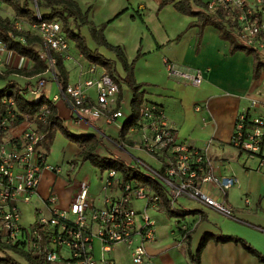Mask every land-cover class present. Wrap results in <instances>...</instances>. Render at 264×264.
<instances>
[{"label": "crops", "instance_id": "1", "mask_svg": "<svg viewBox=\"0 0 264 264\" xmlns=\"http://www.w3.org/2000/svg\"><path fill=\"white\" fill-rule=\"evenodd\" d=\"M74 1L83 12H88L90 22L97 26L105 25L104 34L108 42L122 47L127 62L133 63L135 80L144 84L142 107L158 105L163 108L168 124L177 130L180 139L206 149L212 160L210 169L213 174L235 176L238 181L227 190L211 182L203 187L205 193L232 206L234 218L198 201L190 208L180 202L178 208L184 211L198 210L195 214L180 217H169L163 203L153 206L151 209L157 212L153 217L156 220L157 238L146 244L148 257L145 264H195L190 252L197 251L206 232L240 237L264 254V170L258 158L244 156L245 153L233 148L231 143L235 119L240 111L250 110L252 115H264V71L254 77V56L244 50L231 52V42L221 38L218 28L206 25L201 30L198 26H190L196 20L195 17L180 13L172 4L160 8L162 0ZM248 1L256 4V0ZM1 6L15 13L10 5L2 2ZM4 12L0 9V16L6 18ZM21 19L23 25L17 21L14 24L32 30L33 24L23 17ZM80 31L84 32L86 39L89 37L88 43L92 50L100 48L90 36V25H81ZM35 35L39 36L38 31ZM20 40L25 41L23 38ZM39 41L32 43L36 50L38 47L42 50ZM2 44L0 42V76L5 78L6 83L0 89L14 82L21 87V93L30 102H38L42 98L53 102L63 125L77 136H95L100 143L105 144L110 153L105 155L107 157L122 161L128 159L130 164L140 159L154 168H160L157 156L141 145L145 136L141 118L128 130L125 138H121L122 129L133 116L134 93L126 83L121 85L118 104L97 118L80 115L70 99L56 98L61 89L60 77L66 84H74L83 82L90 75L88 67L92 62L82 55L73 40L69 39V55L62 59L64 70L60 71L58 65L57 79L47 75L43 93L34 91L43 71L35 73L37 69H33V60L2 47ZM107 50L113 56L104 55L115 60L116 68L120 64L122 73L118 74L126 76L117 54ZM167 62L174 64L180 71H201L203 81L199 85L193 84L180 74H171ZM87 93L89 99L94 101L95 88L87 89ZM253 100H257V104L253 105ZM118 109L122 110L123 116L111 119V114ZM39 150L45 149L40 147ZM81 150L77 143L67 139L60 131L56 132L45 158L49 165L62 166L63 169L60 173L47 167L43 169L32 202L22 205L25 225L34 221L36 212L48 211L46 198L52 191L60 197L59 206L68 209L81 180L90 184L91 204L98 207L103 205L106 192L102 191V181L95 180L96 167L89 161H82ZM97 152L106 153L105 148L100 149V145ZM66 164L68 168L64 170ZM71 164L75 167L71 168ZM74 171L77 172L73 176L71 173ZM119 193L114 187L113 194ZM148 211L144 208V212ZM182 224L190 229L188 237L179 231ZM101 249V240L95 237L96 255ZM107 254L114 264H132L131 250L125 242H116ZM200 264H264V261L241 242H216L211 239L202 248Z\"/></svg>", "mask_w": 264, "mask_h": 264}, {"label": "built area", "instance_id": "2", "mask_svg": "<svg viewBox=\"0 0 264 264\" xmlns=\"http://www.w3.org/2000/svg\"><path fill=\"white\" fill-rule=\"evenodd\" d=\"M210 8L222 7L227 14L236 11L242 37L246 44L264 52V0L256 4L248 0H209ZM2 1L0 0V6ZM39 22L33 24L42 43L40 57L45 70L37 81L36 93H43L48 76L58 78L59 56H68L69 39L59 20H44L37 9ZM4 44H2V47ZM5 47V46H4ZM168 71L200 84L201 71L177 70L167 62ZM90 74L83 82L61 85L56 96L70 99L80 115L100 117L120 101L121 87L101 65L90 63ZM95 88L96 98L89 99L87 89ZM5 110L0 114V242L38 257L45 264H114L108 251L116 242L130 247L132 264H145L146 244L157 238L156 220L146 212H138L134 200H146V207L163 203V197L151 186L136 179L125 180L120 172L108 169L102 176L103 205L91 204L90 184L81 180L68 209L59 206L60 197L54 191L46 198L48 211H38L34 221L23 223V204L32 202L42 179V171L49 168L56 173L62 166L49 165L40 153L46 133L39 130V122L46 119V111L35 118L17 110L11 97H4ZM257 100H253V105ZM121 109L110 116L122 117ZM141 126L145 131L141 145L160 160L154 168L137 159L136 165L150 170L161 182V188L172 206L191 199L214 208L228 217H235L229 204L219 201L203 191L206 183H215L227 190L238 183L235 176H217L211 171L212 160L205 148L180 139L177 130L170 126L163 108L158 105L142 107ZM234 147L249 157L258 158L264 170V115H252L250 110L240 111L235 119L231 140ZM75 167L74 164L70 165ZM117 187L119 194H113ZM140 220V221H139ZM179 231L188 236L190 229L182 224ZM102 243L101 252H94V239Z\"/></svg>", "mask_w": 264, "mask_h": 264}, {"label": "trees", "instance_id": "3", "mask_svg": "<svg viewBox=\"0 0 264 264\" xmlns=\"http://www.w3.org/2000/svg\"><path fill=\"white\" fill-rule=\"evenodd\" d=\"M3 3L10 5L16 14L23 17L28 23L35 24L39 22L37 9L41 12L44 20H59L62 23L63 31L67 37L75 42L76 47L82 53V55L93 63H97L103 66L110 75L122 85L126 83L134 93L132 101L133 116L128 121L126 127L121 131V138H125L128 130L134 127L141 118V109L144 104L145 91L142 90L144 84L138 83L133 75V63L129 64L125 57V53L122 47L115 46L108 42L104 34L105 25L97 26L88 20V12H83L79 4L74 0H1ZM172 4L176 10L180 13L195 17L196 20L190 23V26H198L202 30L206 25H213L220 31V36L223 39H227L231 42V52L236 50H244L248 54H252L255 59L254 77H258L262 71H264V60L261 59L262 51L253 48L246 44L245 39L242 37L239 24L236 18V11L232 14L227 12L220 6L210 8L209 2H203L201 0H162L160 8L166 5ZM42 8L48 10V12L42 11ZM75 23L73 27L72 22ZM88 24L91 26V34L94 40L99 44L105 46L107 49L115 52L123 63L126 70V76L118 74L115 60L106 57L98 50H92L86 41V37L80 31V26ZM32 34L30 30L19 28L15 25L10 18H3L0 16V42L4 44L5 48L16 52L22 57H26L35 62L33 69H37L35 73L45 70L44 60L40 57L39 51L32 47V43L36 41L37 37ZM23 38L25 41H21ZM40 38V37H39ZM63 57L59 56L58 65L60 71L63 69ZM25 70H23L24 72ZM31 73L30 75H32ZM59 77V76H58ZM62 86H66V82L61 80ZM21 87L14 82H9L6 86L0 89V114L5 110V104L3 103L4 97H11L16 103L17 110H20L22 114L28 115L31 118H35L46 111V119L39 122V130L46 133L41 147L45 150L40 153L45 157L47 151L52 144L55 134L60 131L67 139L77 143L81 148L80 156L82 161H89L95 167H99L102 172L107 169H112L120 172L125 180L136 179L148 186H151L163 197V206L166 210V214L169 217H180L188 214H195L198 210H183L171 205L166 198L165 193L161 188V182L154 173L150 170L140 167V165L126 164L119 158H111L103 156L97 152L100 145V140L95 136H77L70 132L62 122V119L58 115L57 106L42 98L38 102H30L24 94L21 93ZM214 239L216 242L235 241L241 242L250 252L256 255L261 261H264V254L256 247L250 244L248 241L233 235H215L210 232L204 233L202 236L200 245L195 253L190 252V258L195 264H200V255L202 248L207 241ZM7 248L0 242V249ZM12 248V247H11ZM19 252H22L15 247L13 248ZM24 253V252H22ZM30 264H45L40 258H34L28 253H24ZM1 264H19L13 257L6 255L0 257Z\"/></svg>", "mask_w": 264, "mask_h": 264}, {"label": "rangeland", "instance_id": "4", "mask_svg": "<svg viewBox=\"0 0 264 264\" xmlns=\"http://www.w3.org/2000/svg\"><path fill=\"white\" fill-rule=\"evenodd\" d=\"M8 5V4H7ZM2 7V6H1ZM0 7V9H2V11L4 12V11H6V15H5V17L6 18H10V20L13 22V23H15L16 21L17 22H19L21 25H23V22H21V21H23L22 19H21V17L20 16H18L17 14H16V12L13 14V12L12 11H10V10H8V8L6 7V6H4L3 8H1ZM42 11H44V12H48V10H45L44 8H42ZM5 13V12H4ZM9 15V16H8ZM11 16V17H10ZM72 22V24L74 23L73 21H71ZM75 24V23H74ZM75 26V25H74ZM73 26V27H74ZM81 27V26H80ZM21 28V27H20ZM32 28V30H31V32H34L35 34H36V29L34 28V27H31ZM80 29V28H79ZM82 34H84V32H82ZM35 36V35H34ZM37 37H35L36 38V40L37 41H41V39L39 38V36L38 35H36ZM91 36V38L93 39V36H92V34L90 35ZM88 37V36H87ZM89 38V37H88ZM88 38L86 39V41H87V44H88V46H90V44L88 43ZM39 41V42H40ZM96 47V46H95ZM94 47V48H95ZM37 50H39V51H41V48H37ZM98 51L100 52V53H102V54H106V55H108V56H113V54H111V52H109L107 49H105L104 47H102V45H100V48L98 49ZM261 53V59L262 60H264V52H260ZM117 71L119 72V73H122V67H121V65L120 64H117ZM4 83H6V80H5V78H3L2 76H0V86H2V85H4ZM115 146V145H114ZM103 148H105V151H106V153H101V155H103V156H105V155H109L110 153H108L109 151L107 150V148L105 147V144L104 143H100V149L102 150ZM233 148H236V147H233ZM244 156H246V154H244ZM245 158V157H244ZM125 162H126V164H130L131 163V161H129L128 159H125L124 160ZM68 165L66 164L65 165V167H64V170H67V167ZM94 166V165H93ZM95 167V166H94ZM96 169V173H95V180L98 182H100V181H102V179H100L101 178V176H106L107 175V173H108V169L107 170H104L103 172H102V170L99 168V167H96L95 168ZM76 172L77 171H74V172H72L71 174H73V176H74V174H76ZM71 185V184H70ZM72 186V185H71ZM184 204H186L185 206L186 207H194L195 206V204L197 203V201L196 200H191V199H187V200H183L182 201ZM134 203H135V207H136V210H138L139 212L141 211V213H144V208L145 209H147V211L148 212H146L148 215H150L151 217H154V216H156V214H157V212L156 211H154V209H151V208H153L152 206H149V207H146V200H143V199H136V200H134ZM181 204V203H180ZM178 205H179V203L177 204V207H178ZM29 213V212H28ZM141 213L139 214V215H141ZM160 214V213H159ZM29 217H30V213H29ZM32 219H33V217H32ZM30 223H28L27 225H29ZM188 237V236H187ZM6 255H9V256H11V257H13L15 260H17L18 262H19V264H27V262H28V260H27V258L24 256V253H22V252H19V251H17V250H15V249H13V248H3V249H0V257H5ZM27 261V262H26ZM1 264V263H0ZM28 264H30L29 262H28Z\"/></svg>", "mask_w": 264, "mask_h": 264}]
</instances>
